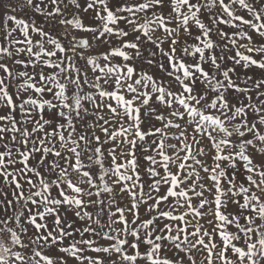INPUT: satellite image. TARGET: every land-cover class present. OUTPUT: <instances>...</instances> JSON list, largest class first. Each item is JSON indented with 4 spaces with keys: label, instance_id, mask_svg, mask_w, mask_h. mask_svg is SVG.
I'll use <instances>...</instances> for the list:
<instances>
[{
    "label": "snow or ice",
    "instance_id": "obj_1",
    "mask_svg": "<svg viewBox=\"0 0 264 264\" xmlns=\"http://www.w3.org/2000/svg\"><path fill=\"white\" fill-rule=\"evenodd\" d=\"M0 264H264V0H0Z\"/></svg>",
    "mask_w": 264,
    "mask_h": 264
},
{
    "label": "rangeland",
    "instance_id": "obj_2",
    "mask_svg": "<svg viewBox=\"0 0 264 264\" xmlns=\"http://www.w3.org/2000/svg\"><path fill=\"white\" fill-rule=\"evenodd\" d=\"M253 71H255L257 74L259 73V70H253Z\"/></svg>",
    "mask_w": 264,
    "mask_h": 264
}]
</instances>
